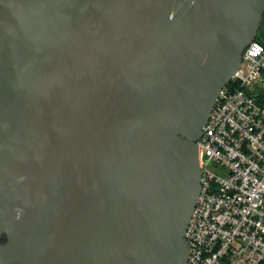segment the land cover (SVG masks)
Masks as SVG:
<instances>
[{"label":"water","instance_id":"1","mask_svg":"<svg viewBox=\"0 0 264 264\" xmlns=\"http://www.w3.org/2000/svg\"><path fill=\"white\" fill-rule=\"evenodd\" d=\"M264 0H0V264H188L197 140Z\"/></svg>","mask_w":264,"mask_h":264},{"label":"built area","instance_id":"2","mask_svg":"<svg viewBox=\"0 0 264 264\" xmlns=\"http://www.w3.org/2000/svg\"><path fill=\"white\" fill-rule=\"evenodd\" d=\"M188 264H264V43L254 38L197 140Z\"/></svg>","mask_w":264,"mask_h":264},{"label":"rangeland","instance_id":"3","mask_svg":"<svg viewBox=\"0 0 264 264\" xmlns=\"http://www.w3.org/2000/svg\"><path fill=\"white\" fill-rule=\"evenodd\" d=\"M256 36L264 40V12L259 27L257 29Z\"/></svg>","mask_w":264,"mask_h":264},{"label":"trees","instance_id":"4","mask_svg":"<svg viewBox=\"0 0 264 264\" xmlns=\"http://www.w3.org/2000/svg\"><path fill=\"white\" fill-rule=\"evenodd\" d=\"M255 38H256V39H258V40H260L261 42H263V43H264V40H263V39H261L260 37L256 36Z\"/></svg>","mask_w":264,"mask_h":264}]
</instances>
